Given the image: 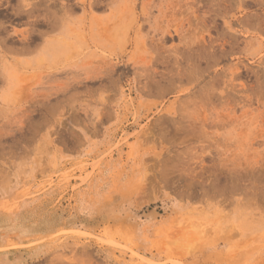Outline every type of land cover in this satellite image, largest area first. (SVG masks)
<instances>
[{
	"label": "rangeland",
	"instance_id": "obj_1",
	"mask_svg": "<svg viewBox=\"0 0 264 264\" xmlns=\"http://www.w3.org/2000/svg\"><path fill=\"white\" fill-rule=\"evenodd\" d=\"M84 263L264 264V0H0V264Z\"/></svg>",
	"mask_w": 264,
	"mask_h": 264
},
{
	"label": "bare ground",
	"instance_id": "obj_2",
	"mask_svg": "<svg viewBox=\"0 0 264 264\" xmlns=\"http://www.w3.org/2000/svg\"><path fill=\"white\" fill-rule=\"evenodd\" d=\"M233 247H234V245H233ZM231 248V247H230ZM232 249V248H231ZM78 262V261H77ZM82 262H84L83 260H82ZM85 264V263H84Z\"/></svg>",
	"mask_w": 264,
	"mask_h": 264
}]
</instances>
